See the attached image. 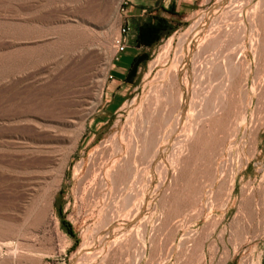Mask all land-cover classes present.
I'll use <instances>...</instances> for the list:
<instances>
[{
  "label": "rangeland",
  "instance_id": "rangeland-1",
  "mask_svg": "<svg viewBox=\"0 0 264 264\" xmlns=\"http://www.w3.org/2000/svg\"><path fill=\"white\" fill-rule=\"evenodd\" d=\"M218 1L193 0L186 14L159 20V11L131 15L124 0H0V256L11 245L19 248L21 264H264V98L250 93L255 82L264 90L258 45L247 51L240 69L248 77L235 84L229 105L235 125L245 110L258 123L253 144L246 125L234 139L223 120L202 117V132L181 150L179 180L169 196L162 192L155 200L146 230H123L91 260L95 231L120 217L114 207L106 219V210L136 192L143 169L149 173L152 131L171 125L165 121L176 105L173 57L181 34L207 11L264 12L261 0H224L215 8ZM244 25L247 45L252 32ZM263 32L264 26L254 34L257 44ZM225 39L209 52L201 39V59L231 53ZM82 42L101 58L73 73L64 60ZM159 47L162 56L146 74ZM115 62L124 64L119 75ZM91 73L97 75L86 79ZM100 80L102 98L85 97L83 90ZM227 86L226 71L203 83L215 106ZM81 123L69 155L72 131ZM80 251L87 256L76 260Z\"/></svg>",
  "mask_w": 264,
  "mask_h": 264
},
{
  "label": "bare ground",
  "instance_id": "bare-ground-1",
  "mask_svg": "<svg viewBox=\"0 0 264 264\" xmlns=\"http://www.w3.org/2000/svg\"><path fill=\"white\" fill-rule=\"evenodd\" d=\"M223 1L224 0H219L214 7H219ZM233 2L234 1L231 0L229 4ZM262 2L263 1L261 0L260 3H258L260 4V7L261 5L264 6ZM258 4L255 5L254 9L257 8L256 6H258ZM226 7L227 6H225V8ZM219 10H212L202 13L181 34L180 43L177 49L174 51L173 57L174 64L176 66L178 65L179 67L177 98L175 99L176 105L169 110L165 121L167 124L171 125L165 129L162 128L159 133L156 128L152 131L151 139L153 144H151L155 148V153L146 166L149 170L147 177L144 175L145 169H143L141 171L142 173L139 174V179L137 180L138 182L136 181L137 186L135 185V188H137L136 192L133 194L127 192L126 195H124L122 198H119L121 199L119 200V205H121V207L119 205H112L110 207L111 209L106 210L104 214L106 219L112 216V212L115 210L114 207L118 210L117 212L120 214V217H118L117 221L114 223L109 221L110 223H108L107 227L104 229L95 231L96 236H94L96 242L94 244L92 242L89 247L94 248L93 255H91L92 261L94 258L98 257L99 254L107 252L117 239L123 237L124 234H126V231L123 230L135 228V230L137 229L138 234L140 227H142L141 231L146 230V226L148 225L147 223H150L148 220V214H150V212L157 207L155 200H157V197L161 195L162 192H165V194L169 196L171 193L170 189L172 184L176 185L177 181L179 180L181 150L184 146L189 145L195 136L200 135L202 132V117H206V121L211 119L223 120L228 130H231L230 136L234 137V139L237 133L240 132L241 126L246 125L245 133L246 135H250V139H252L251 144H253V140L258 133V123H253L251 120L249 121V119L246 117L245 110V112H243L241 122L238 125H235L236 122L233 120V113L235 111L232 112L230 110L232 105L230 107L229 105L232 102L231 98L233 96L232 92L236 88H234L235 84L237 83L238 85L244 78L248 77V73L244 74L240 69L241 64L244 62V59L247 56V51L250 50L254 52V48L257 45L259 49H264V32L258 44L256 38L257 35H254L257 33L258 29L263 30L264 12L228 13L225 12V9L223 11ZM97 14H99V12H97ZM245 23L252 32L247 41V45H245L246 43H244L242 36V29L247 27L244 25ZM233 24L238 26H235V28ZM223 37L226 38L224 40L225 51L232 48L231 53L228 52V54L223 56V58H221L220 53L213 54V57H210L207 60L201 59L202 57H200L197 52V49L200 47L199 41L201 39L208 40L204 45V51L209 52L218 46L219 41ZM157 51L159 54L155 59H153V61L149 62L148 71L146 74H148L151 69H153L158 64V61L162 56L160 54V47L157 49ZM100 58V54L93 49L92 44L90 45L88 43L82 42L70 50L66 59L64 60V64L68 65V68H72L71 72L74 73L78 68L91 69L92 66H95L96 63H98ZM236 60H238L237 63ZM76 62L77 67L73 68L72 64ZM224 71H226L228 74V86L226 88L225 94L220 95L218 105L215 106L213 100L208 96V92L203 88V83L207 76L211 77L212 79H217L224 74ZM96 75L97 74L91 73L86 76V79H91ZM103 83V80L92 82V88H89L86 91L83 90L84 94L86 95L85 97L95 96L96 99L99 100L101 97ZM93 89H96V91L93 92ZM250 93L252 95H256L257 97L260 94V97L262 95L264 98V90L261 88V85L258 84V82L254 83V86H252L250 89ZM246 94L247 92H245V96ZM171 101H173V99L168 97L167 103H171ZM84 127L85 124L81 123L77 130L72 131V136L70 137L72 146L70 147L69 155L76 148L78 139L83 132ZM157 134L158 136L156 138ZM234 139L232 143L235 142ZM251 149H253V146ZM117 152H120V148L117 149ZM252 152L253 151H251V153ZM80 168L81 163L79 162L75 167V176L79 174ZM111 181L114 183L116 182L115 174L112 175ZM261 201L263 202V200ZM246 203L248 204L249 202ZM246 203L243 201L242 205H246V207H248ZM45 217L46 215H43L42 220H44ZM100 232H103V234L100 235ZM7 248V254L5 256H0V264H21L22 257L19 256V248H12L11 245H8ZM84 255L87 256L85 252L80 251L78 256H76V260H80L82 257H84ZM76 264H78V262Z\"/></svg>",
  "mask_w": 264,
  "mask_h": 264
},
{
  "label": "crops",
  "instance_id": "crops-1",
  "mask_svg": "<svg viewBox=\"0 0 264 264\" xmlns=\"http://www.w3.org/2000/svg\"><path fill=\"white\" fill-rule=\"evenodd\" d=\"M125 10L133 16H141L143 13H156V19L166 20L172 15H184L193 7V0H124ZM145 13V14H146ZM120 57L117 59L119 61ZM115 75H119L124 69L123 63H113Z\"/></svg>",
  "mask_w": 264,
  "mask_h": 264
},
{
  "label": "built area",
  "instance_id": "built-area-1",
  "mask_svg": "<svg viewBox=\"0 0 264 264\" xmlns=\"http://www.w3.org/2000/svg\"><path fill=\"white\" fill-rule=\"evenodd\" d=\"M124 47V43L121 40L117 39L115 43L116 51H121Z\"/></svg>",
  "mask_w": 264,
  "mask_h": 264
}]
</instances>
